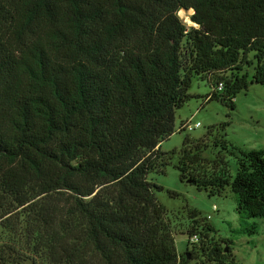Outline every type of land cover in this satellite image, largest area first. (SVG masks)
I'll return each instance as SVG.
<instances>
[{"label":"trees","instance_id":"1","mask_svg":"<svg viewBox=\"0 0 264 264\" xmlns=\"http://www.w3.org/2000/svg\"><path fill=\"white\" fill-rule=\"evenodd\" d=\"M207 73L223 86L206 100L230 107L248 81L264 85V0H0V264L21 240L48 264H174L162 187L146 177L173 154L180 179L208 194L227 185L238 215H262L261 149L232 146L233 174L205 175L187 135L159 148ZM222 250L208 248L209 264Z\"/></svg>","mask_w":264,"mask_h":264},{"label":"rangeland","instance_id":"2","mask_svg":"<svg viewBox=\"0 0 264 264\" xmlns=\"http://www.w3.org/2000/svg\"><path fill=\"white\" fill-rule=\"evenodd\" d=\"M191 12V8L182 7L175 11L178 19L187 27L194 25L189 18ZM185 15L189 21L184 19ZM244 70L251 71L250 65L242 66L239 71ZM230 71L227 69L218 73L228 75ZM212 75L207 73L203 78L200 75L191 78L187 91L192 96L175 109L173 132L159 144L161 150L178 149L183 136L187 135L191 141L188 143L190 149H193L194 143L198 145L196 152L200 158L192 164L195 173L213 175L223 171V174L232 175L238 155L232 146L258 148L264 155V85L248 81L245 88L234 93L233 107H230L216 99L204 98L209 91V81L206 79H211ZM189 116L190 121H198L199 125L189 130L178 128L181 120ZM221 139L225 142L224 148ZM177 160L178 155L173 154L163 172L150 171L146 174L149 180L162 187L154 190V195L166 212L176 251L174 264H209L206 252L213 244L223 248L221 253H226L223 264L227 261L234 264H264V213L251 217L238 215L234 209L233 193L227 185L218 191L213 188V193L208 194L207 189H199L193 183L186 182L187 173L184 179L179 178V171L173 165ZM167 190L174 194H169ZM193 208L198 212L194 220L188 216ZM252 222L256 231L245 232L246 225ZM206 225L210 229L204 228ZM190 226L203 231H194L198 235L193 242L188 240L187 230ZM9 235L5 230L0 239L9 242ZM30 241L32 243V239ZM25 245L23 240L19 241L18 251L22 256L5 264H48L32 254Z\"/></svg>","mask_w":264,"mask_h":264},{"label":"built area","instance_id":"3","mask_svg":"<svg viewBox=\"0 0 264 264\" xmlns=\"http://www.w3.org/2000/svg\"><path fill=\"white\" fill-rule=\"evenodd\" d=\"M222 86H223L222 81H218L215 84L209 86V91L204 95V98H207L211 92L220 91L222 89ZM190 118H191V116L182 119L181 122L179 123L178 128H185L186 130H189V129H192L193 127L199 125L198 121L192 122V121H190ZM197 235L198 234L195 232L190 234V236H188V240L190 242L195 241L197 239Z\"/></svg>","mask_w":264,"mask_h":264},{"label":"bare ground","instance_id":"4","mask_svg":"<svg viewBox=\"0 0 264 264\" xmlns=\"http://www.w3.org/2000/svg\"><path fill=\"white\" fill-rule=\"evenodd\" d=\"M180 13H181V14L183 13V9H181ZM184 13H185V12H184ZM184 19L187 20V21H189L187 15L184 16ZM194 24H195V23H194Z\"/></svg>","mask_w":264,"mask_h":264},{"label":"water","instance_id":"5","mask_svg":"<svg viewBox=\"0 0 264 264\" xmlns=\"http://www.w3.org/2000/svg\"><path fill=\"white\" fill-rule=\"evenodd\" d=\"M185 181H186V182H191L192 180H191L189 177H186V178H185ZM224 249H225V248H224Z\"/></svg>","mask_w":264,"mask_h":264},{"label":"crops","instance_id":"6","mask_svg":"<svg viewBox=\"0 0 264 264\" xmlns=\"http://www.w3.org/2000/svg\"><path fill=\"white\" fill-rule=\"evenodd\" d=\"M159 148H160V144H159Z\"/></svg>","mask_w":264,"mask_h":264}]
</instances>
